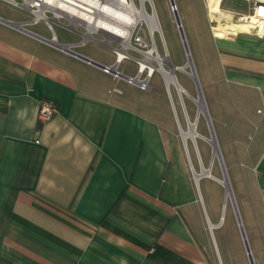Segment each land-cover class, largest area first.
I'll use <instances>...</instances> for the list:
<instances>
[{
	"label": "crops",
	"instance_id": "crops-1",
	"mask_svg": "<svg viewBox=\"0 0 264 264\" xmlns=\"http://www.w3.org/2000/svg\"><path fill=\"white\" fill-rule=\"evenodd\" d=\"M201 3L214 83L228 103L216 114L230 126L235 113L244 125L243 144L228 147L240 150V162L231 161L243 168L251 235L235 202L238 230L232 239L224 232L220 245L215 239L223 215L206 214L202 177L190 171L169 111L171 126L151 114L154 102L146 113L115 89L120 80L144 90L0 20V264H214L213 255L250 264L246 247L264 264V32L237 29L248 0ZM222 26H233L230 35L216 34ZM41 98L57 106L44 123Z\"/></svg>",
	"mask_w": 264,
	"mask_h": 264
},
{
	"label": "rangeland",
	"instance_id": "rangeland-1",
	"mask_svg": "<svg viewBox=\"0 0 264 264\" xmlns=\"http://www.w3.org/2000/svg\"><path fill=\"white\" fill-rule=\"evenodd\" d=\"M201 1L174 0L177 11L173 13L170 9L171 5L169 0H145L146 10L156 15L158 29L151 30L144 20H138L130 38V46L126 50L127 54L119 63V69L121 71L129 75H134L139 69V61L143 59L142 52L152 50L154 57L160 55L167 60L163 63V66L168 71L170 68H173L172 70L174 71L176 81L183 88V91H178L176 85L173 83H170L169 89L167 88L166 90L167 83L162 73L158 70L152 73L149 80L150 88L148 90L138 91L131 86L125 85L120 80L115 90L120 91L121 89L128 95L132 94V97L137 98L133 106L146 113L149 110L147 105L150 102H154L156 109L157 106L160 108L158 107L151 114L155 117L158 116L157 118L168 126H171V120L167 111L170 112L177 127H180L182 130H187L188 122L195 123V131L198 136L193 140L187 138L185 145L191 163L189 165L190 171L200 172L201 167L210 170L211 175L223 178L224 170L231 190L232 197H225V188L216 179L202 177L199 181V189L203 195L206 214L212 221L217 219L218 215H223L222 224L224 225L222 229L214 231L215 239L220 245L221 236L224 232L226 237H231L232 239L233 231L238 230L233 211V209H236L235 202L238 215L241 217L240 220L243 221L246 233L249 236L251 235L250 222L252 219L250 214L245 212V205L241 195L244 189L245 179L242 177L244 173L243 168L239 164L233 163L240 162V150L234 147H228L231 146L230 144L228 145V141L231 142L232 140L240 139L241 143L243 142V137L239 136L241 135L239 133L243 132L239 131H243L244 125L235 123V113L231 114L229 112L230 114H227V119L229 121L231 120L230 126L223 119V116L216 114L219 108L221 110L227 108L228 103L226 97L221 96L220 86L214 83V77H217L216 66L212 53L210 52V47L206 41L207 22H203ZM134 2L138 7L141 6V0H134ZM208 6L209 4L207 2V12L211 13ZM175 14H178L180 19L182 32L188 48L187 51L190 53L193 68L196 71V79L179 69H174L176 66L184 65L189 54L188 52L186 53L184 43L176 25ZM0 17L9 18L14 22H23L30 18V14L24 8L16 7L4 0H0ZM208 18L209 22L213 23L211 16L208 15ZM67 23L68 21L65 18L60 19L58 22L52 21V27L58 38L57 41L70 42L84 39L86 41L83 44L74 46L75 50L87 54L100 62L112 64L115 61L116 54L112 48H119L122 45L119 38L109 35L105 37L103 34H93V38L80 35L67 28ZM235 23L242 25L240 20ZM224 27L222 26V28ZM26 28L45 38L52 36V31L48 29L47 24L43 21L26 25ZM226 34L230 35L229 33ZM217 35L221 34L219 33ZM154 57L150 58V61L155 66H158L159 63ZM187 69L190 71V68ZM146 73L147 69L143 72V76ZM199 93L202 95L205 111H200L195 101ZM233 110L235 111V109ZM175 116L177 117V121ZM220 120L221 122L218 123ZM176 125L175 132L179 139H181L179 129L177 131ZM212 135L218 144V156L215 155L211 143L202 138V136L210 138ZM232 224L233 228L231 229ZM209 235L212 236L210 231ZM238 235L240 234L238 233ZM255 256V249L253 247V257ZM219 262L218 255H213V263L219 264Z\"/></svg>",
	"mask_w": 264,
	"mask_h": 264
},
{
	"label": "bare ground",
	"instance_id": "bare-ground-1",
	"mask_svg": "<svg viewBox=\"0 0 264 264\" xmlns=\"http://www.w3.org/2000/svg\"><path fill=\"white\" fill-rule=\"evenodd\" d=\"M50 3H53L52 0H47ZM209 1V0H208ZM214 3V2H213ZM80 4V3H77ZM83 7L78 5H70L64 2H55L51 7H55L59 11H64L66 13H71L75 16L76 22L83 23L88 27L90 31L95 29L103 30L107 33V36H116L121 40V47L117 49V55L119 59L125 57L126 50L130 46V38L135 29V25L138 20H144L151 30L158 29V22L155 13H149L145 8V0H141V6L138 7L134 0H90L88 4H81ZM215 10V9H214ZM91 11V12H88ZM20 24V23H19ZM20 27V26H19ZM233 26L222 28L217 27L215 29L216 34H226L227 30H230ZM237 29L247 30L246 25H238ZM181 28V26H180ZM239 29V30H240ZM50 43H55L54 40H50ZM184 44L186 47V53L189 51L186 46V41L184 40ZM143 59L140 62L141 70L149 67V72L153 73L158 70L164 76V79L167 84L173 83L176 85L178 91H183V88L176 83V78L173 70H166L163 66L167 60L162 58L160 55L153 56L152 50L142 52ZM154 57L156 61H158L159 65L155 66L150 62V58ZM148 66V67H147ZM158 67V69H157ZM187 68H192V71H189ZM173 69V68H172ZM174 69H179L182 72H185L192 78L196 79V73L193 68L192 59L190 53L188 54L187 61L182 66H176ZM198 104L200 111H205L204 102L202 95L199 93L198 98L195 99ZM213 134V133H212ZM198 134L195 131V123L189 122L187 130H182V137L187 140V138L194 139ZM203 139L207 140L211 143L213 147V151L216 156H218V144L216 139L212 135V137L207 138L203 137ZM194 175L196 179L201 177H213L211 175L210 170L201 169L200 172L194 171ZM214 178V177H213ZM216 181H218L225 188V197L231 198V190L229 186V181L227 179L226 173L223 170V178L215 177ZM210 226V225H209Z\"/></svg>",
	"mask_w": 264,
	"mask_h": 264
},
{
	"label": "built area",
	"instance_id": "built-area-1",
	"mask_svg": "<svg viewBox=\"0 0 264 264\" xmlns=\"http://www.w3.org/2000/svg\"><path fill=\"white\" fill-rule=\"evenodd\" d=\"M8 2L9 4L21 7L29 11L30 18L23 21V22H14L11 20H6L7 24H17L20 23V27H18L23 32H26L28 34H33L38 36L39 38L46 39L43 36L32 33L30 30L26 28V25L29 24H35L39 21H43L47 24V27L49 30L52 31V36L48 39V41H55V44L61 48L62 50L70 51L73 50L74 46H79L83 44L86 40H81L77 44H61L57 41L56 34L54 32V29L52 27V21H59L62 18H65L68 23L66 25L67 28L75 31L76 33L84 36H89L93 38V34H103L105 37H107V33L100 29H95L90 31L86 25L81 23V21L76 22V18L71 13H66L64 11H59L55 7H51L53 3L55 2H64L66 4L70 5H78L80 7H83L81 4H88V1L90 0H52L53 3L48 2L47 0H4ZM102 1V0H98ZM170 1V9L173 13L177 11V6L174 2V0ZM251 2L252 9L251 12L247 15H241L239 16V20L242 22V25L247 26V30H254L257 34H262L264 32V0H248ZM80 3V4H77ZM209 10L211 12L214 11V9L209 5ZM85 8V7H83ZM91 12V11H88ZM15 26V25H13ZM116 37V36H112ZM121 47V45H120ZM119 47V48H120ZM119 48H112L115 52V61L112 64L103 65L101 66L102 70L106 73H110L114 78L117 79H124L129 84L137 86L141 90H148L150 88L149 80L152 75V73L149 72L148 68H144L141 70L140 64L139 69L136 74L129 75L124 73L119 69V63L125 58L122 59L118 58L117 55V49ZM74 51V50H73ZM151 62V61H150ZM147 69L146 75L143 76V72ZM167 88L169 89V84H166ZM57 112V106L55 102L51 99L47 98H41L39 100L38 105V119L41 123L49 121L53 115Z\"/></svg>",
	"mask_w": 264,
	"mask_h": 264
},
{
	"label": "water",
	"instance_id": "water-1",
	"mask_svg": "<svg viewBox=\"0 0 264 264\" xmlns=\"http://www.w3.org/2000/svg\"><path fill=\"white\" fill-rule=\"evenodd\" d=\"M174 17H175L176 25H177V27H178V29H179V32H180L181 39H182V41H183V43H184L185 38H184V34H183V32H182V26H181V23H180L179 16H178V14H175ZM0 20L3 21V22H6V20H2L1 18H0ZM6 23H7V22H6ZM180 26H181V28H180ZM184 46H185V44H184ZM185 50H186V47H185ZM68 52L71 53V54H74V55H76V56H79V57H81V58H84V59H86V60H88V61H91L92 63H94V64L97 65V66H100V67L102 66L101 63L96 62V61H93V60H91V59H89V58H87V57H85V56H83V55H81V54L76 53V52L73 51V50H70V51H68ZM157 69H158V67H157ZM169 70H172V68H170ZM194 70H195V69H194ZM190 71H192V68H190ZM195 73H196V71H195ZM175 78H176V77H175ZM176 83H177V81H176ZM177 84H178V83H177ZM188 125H189V122L187 123V126H188ZM178 129H179V134H180V136H181L182 141L184 142V144H186V140L182 137V129H181L180 127H178ZM192 140H193V139H192ZM200 169H204V168H201V167H200ZM192 173H193V176H194V178H195V175H194V171H193V170H192ZM195 180H196V182H197L198 179L195 178ZM237 221H238L239 226H241V222H240V218H239V215H238V214H237ZM242 236H243V231H242ZM246 251H247V254H248V258H249V263H250V264H254V262H253V260H252V257H251V255H250V251L248 250L247 247H246Z\"/></svg>",
	"mask_w": 264,
	"mask_h": 264
}]
</instances>
